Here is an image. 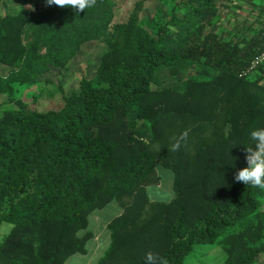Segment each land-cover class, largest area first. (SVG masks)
I'll use <instances>...</instances> for the list:
<instances>
[{"label": "trees", "instance_id": "obj_1", "mask_svg": "<svg viewBox=\"0 0 264 264\" xmlns=\"http://www.w3.org/2000/svg\"><path fill=\"white\" fill-rule=\"evenodd\" d=\"M162 4L148 16L138 1L118 20L116 0L79 13L0 0V95L12 105L0 114V264L86 253L90 215L112 202L121 212L98 264H185L217 242L226 264L264 255V189L235 181L250 133L264 128V62L249 70L264 8L240 35L219 23L243 9L236 0ZM93 41L107 45L94 75L60 106L37 108L38 85ZM158 166L173 172L169 201L148 193Z\"/></svg>", "mask_w": 264, "mask_h": 264}, {"label": "rangeland", "instance_id": "obj_2", "mask_svg": "<svg viewBox=\"0 0 264 264\" xmlns=\"http://www.w3.org/2000/svg\"><path fill=\"white\" fill-rule=\"evenodd\" d=\"M11 4L21 3L23 0H8ZM26 1V0H24ZM118 2L117 19L125 20L128 18L131 11L134 9L138 1H144L146 6L144 9L145 15H151V11L154 9L165 12L167 9L162 4V0H116ZM244 1L251 4H256L259 7L254 11ZM38 6H45V0H33ZM236 3L243 9H235L237 13H232L234 16L223 18L219 20L220 25L228 33L233 31L236 34H243L246 32V23H256L262 16L261 9L264 8V0H236ZM232 32V33H233ZM107 45L103 41H93L85 44L79 51L77 56L72 60L70 66L67 69H54L52 74V81L48 84L41 83L38 85L40 90H36L37 102L36 107L40 110H48L50 108L58 107L62 104V93H70L78 89L80 79L82 77H92L95 73V67L100 60L101 55ZM58 71V72H56ZM8 69L0 67V73L6 74ZM164 76H160V79ZM61 87V89H59ZM36 89V88H35ZM33 89V90H35ZM42 89V90H41ZM33 93H26L23 97L28 102L32 103L34 96ZM6 97L0 95V114L6 107L12 105H6L4 102ZM158 173L161 175V181L159 184L148 186L149 196L156 200L169 201L174 197L173 190V172L167 168L158 166ZM118 205V204H117ZM264 209V206H263ZM118 207L107 206L103 210L105 217H112L116 214ZM11 226L5 223L2 227L3 232H8ZM226 252L222 245L217 243H199L195 246L193 251L185 259V264H226ZM95 262L91 260V263ZM258 264H264V255L259 259Z\"/></svg>", "mask_w": 264, "mask_h": 264}, {"label": "clouds", "instance_id": "obj_3", "mask_svg": "<svg viewBox=\"0 0 264 264\" xmlns=\"http://www.w3.org/2000/svg\"><path fill=\"white\" fill-rule=\"evenodd\" d=\"M97 0H45L46 6H57L60 8H72L78 13L96 6ZM253 142L246 146L247 167L240 169L235 174V181L253 188L264 189V128L254 129L250 133ZM167 264V261H162Z\"/></svg>", "mask_w": 264, "mask_h": 264}, {"label": "crops", "instance_id": "obj_4", "mask_svg": "<svg viewBox=\"0 0 264 264\" xmlns=\"http://www.w3.org/2000/svg\"><path fill=\"white\" fill-rule=\"evenodd\" d=\"M117 204V202H112L108 205L118 207L115 215L121 212V207ZM104 209L96 210L89 217L88 230L93 233V237L88 242L87 252L73 255L66 264H98L100 257L104 254L111 242L108 224L115 216L105 217L103 215ZM91 260L95 262L91 263Z\"/></svg>", "mask_w": 264, "mask_h": 264}, {"label": "built area", "instance_id": "obj_5", "mask_svg": "<svg viewBox=\"0 0 264 264\" xmlns=\"http://www.w3.org/2000/svg\"><path fill=\"white\" fill-rule=\"evenodd\" d=\"M264 62V41L262 44V49L259 54L252 60L249 70L256 68L258 65Z\"/></svg>", "mask_w": 264, "mask_h": 264}]
</instances>
